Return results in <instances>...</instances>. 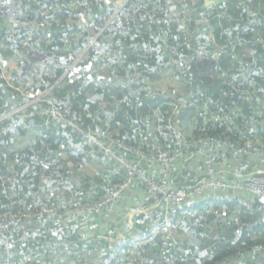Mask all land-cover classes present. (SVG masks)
Here are the masks:
<instances>
[{"label":"trees","instance_id":"16d2710c","mask_svg":"<svg viewBox=\"0 0 264 264\" xmlns=\"http://www.w3.org/2000/svg\"><path fill=\"white\" fill-rule=\"evenodd\" d=\"M118 1L121 0H0V217L11 216L18 221L0 231V264H54L56 258L62 262L66 256L85 257L81 264H98L116 250L115 241L107 237L92 239L90 246L81 240V234L75 232L91 223L63 224L70 199L83 206L93 203L108 185L119 182L110 170L103 177L95 173L92 163L109 166L115 164L114 159L86 142L87 138L68 122L90 132L94 112L99 108L109 111L104 104L107 98L138 84L163 61L173 63L178 72L193 79L177 111L167 110L143 126L141 132L125 135L103 130L100 142L117 138L154 152L172 146L176 138L213 135L241 144L236 147L238 155L247 150L261 153L255 138H262L264 144V126L255 124L264 122V99L258 94L242 98L235 88L246 92L248 80L264 87V0L209 4L206 0H186V25L177 19L182 0H130L129 5H148L143 11L145 19L120 11L129 23L122 25L114 17L104 26L105 19L118 10ZM200 18H206V22H198ZM200 41L206 50L221 52L220 58L199 55L195 46ZM144 48L146 51H142ZM174 49L178 54L174 55ZM59 56L80 57L70 77L68 65L61 64ZM4 61L14 64L15 69L5 67ZM136 72L141 77L135 76ZM29 93L43 97L34 99ZM54 111L63 117L62 121L53 117ZM170 123L180 128L184 123L185 127L175 133ZM186 123L194 126L190 134ZM152 129L159 138L157 147L152 142ZM169 136L172 142L166 144ZM22 137L29 140L28 144L16 148ZM114 149L121 153L116 146ZM229 150L233 148L225 150L227 156ZM90 151L98 157H87ZM78 163L80 168H73ZM220 176L227 182L246 180L230 174ZM208 202L210 205L202 209H179L173 223V229L178 228L176 233H159L153 242L137 246L135 253L139 251V255L121 254L113 264H192L191 256L211 251L182 242L187 237V242H192L194 236L220 238L212 249L215 255L207 257L206 264H218L229 256L252 250L253 245L264 244L259 240L262 242L237 245L239 225L230 221L231 214L221 211L222 215H218L216 211L225 206L237 208L239 213L244 209L239 204ZM150 215L153 220V212ZM139 216L143 215L136 219ZM59 226L60 241L54 235L57 232H49ZM261 228L264 227L254 225L243 230ZM126 236L133 235L123 237ZM227 239L225 243L221 241ZM196 243L209 246L208 242ZM64 250L67 253L61 256ZM181 250L187 252L179 258Z\"/></svg>","mask_w":264,"mask_h":264},{"label":"built area","instance_id":"2783aa9c","mask_svg":"<svg viewBox=\"0 0 264 264\" xmlns=\"http://www.w3.org/2000/svg\"><path fill=\"white\" fill-rule=\"evenodd\" d=\"M130 0L118 1L120 6L117 11L114 12L108 19L103 22L104 26H107L111 21L110 19L116 17L120 24L124 25L129 23V19L120 15V11H124L126 15L138 16L141 20L145 19L143 11L148 8L147 4H141L139 7L134 3L129 5ZM186 0H182L181 9L178 14V21L181 24L186 25ZM206 22V18L199 19L198 22ZM142 27V26H141ZM103 30V27H100ZM202 35V33H200ZM186 45L190 47L189 38L186 36ZM94 43L91 42V45ZM195 51L206 59H218L220 58L221 52H210L206 50V45L200 41L195 46ZM146 51V49H142ZM174 55L178 54L177 51L173 50ZM80 57L75 59L69 58V56H59L58 61L61 64L68 65V77L71 73H75L74 68L75 62L79 61ZM178 64V60H177ZM180 64V63H179ZM181 67V66H180ZM135 76L141 77L140 72H136ZM247 85L249 89L246 92H242L240 88L235 90L240 94L242 98H248L252 95H263L264 87L259 86L248 80ZM32 95L31 93L28 94ZM34 99L43 97L41 95H32ZM53 117L57 120L62 121L58 112H53ZM69 125L73 126L79 133H81L87 140H90L93 144L97 145L104 151L110 158L114 159L115 164L114 173L120 178L116 184L108 185L104 191L105 193L101 198L95 202L80 205L77 200L70 199V208L64 213V221L66 224H80L90 222L94 217L100 216L105 220L112 219L115 208L124 200L127 192L131 189H136L139 183L145 186L146 194L151 199V202L146 203L148 208L153 209V220L155 223V229L151 233H145L135 237H123V240L116 242V250L112 251L110 255L100 261L98 264H113L117 261L119 255L131 253L133 255H139V251L135 253L137 246L153 242L154 236L161 233L162 230L169 228L177 219V211L181 207L189 209L195 208L200 205L201 201L198 199L204 192L215 193V199L218 201L239 204L242 208L250 210L252 207L251 198H245L240 200L235 194L238 191H246L252 194L253 198H256L261 206H264V170L251 172L247 175V180H239L235 183L225 181L220 174V167L225 166L229 162V157L225 154V150L236 147H240L241 144L236 145L235 141L227 138L217 137L213 135L201 136L198 138H178L175 143L167 148H159L154 152H148L140 147L128 145L121 139L109 138L105 143L100 142L99 137L102 135L101 132L95 135L83 130L80 125L73 122H68ZM117 147L120 152H117L114 147ZM81 151V148H77ZM245 149V148H241ZM246 150V149H245ZM124 152V154H122ZM190 152L196 153L200 158L204 160L206 173L202 180L197 184L194 189L187 187H177L173 183V172L177 169L180 161L185 159L187 154ZM249 152L248 150L246 151ZM89 158H97V153L90 151L87 153ZM218 195V196H217ZM217 197V199H216ZM150 205V206H149ZM143 212H146L145 208H142ZM66 215H70L66 219ZM71 222V223H68ZM18 221L15 218L0 217V231L9 229L12 225ZM255 225L264 226V211L255 221ZM257 249H264V244L255 246ZM234 257L229 256L222 260L218 264H228L233 260ZM31 259V258H30ZM29 259V260H30ZM8 264H23L17 261H11Z\"/></svg>","mask_w":264,"mask_h":264},{"label":"crops","instance_id":"0c3cea01","mask_svg":"<svg viewBox=\"0 0 264 264\" xmlns=\"http://www.w3.org/2000/svg\"><path fill=\"white\" fill-rule=\"evenodd\" d=\"M204 2L201 4L202 8L205 7ZM87 77L92 78V76H90L89 74ZM192 84H193V79L191 77L178 72L175 69L173 63H170L168 61H163L159 63V65L155 69L153 68L150 71H148L139 80L138 84L126 86L125 88L121 89L117 93L112 94L109 98H107L104 101V104H106V106L109 108V111H106L104 108H99L97 111L94 112V115L91 119L90 132L95 135H98L103 130L111 131V132L113 131L117 133L122 132L125 135H129L134 132H141L142 127L145 126L147 123L151 122V120L154 121L153 119L157 117H161L167 110L171 108H174V110H176L178 104H180L186 99V96L190 91ZM260 98L264 99V94L260 95ZM261 106L264 108V102L261 104ZM157 124L160 125V122L158 121ZM170 124L172 125V131L175 133L180 131L182 127H185L184 123L181 124V128L178 125H174L172 123ZM189 125L192 126V128H194L193 124L187 125L186 123V132L188 131ZM255 125L261 126L262 122L258 121V123ZM152 130H153V135L151 138L153 139L154 147H157L155 146L157 144L156 142H158L159 139L157 138L158 137V135L156 134L157 131L155 129ZM190 133L191 131L190 132L188 131V134ZM88 141L90 140H87L86 142ZM255 141L257 142V144L255 145H258L259 148H262L261 153L255 154L249 150L248 153L238 155V152L235 149H233L232 152L231 150H229V154H228L229 162L225 166L220 167V171H222L221 174L222 175L230 174L233 176H237L238 178L244 177L247 180L248 173L254 171L251 168L254 167L264 170L263 140L262 138L259 137V139L255 138ZM170 142H172V136L168 137V139L166 140V144ZM203 161L204 160L194 152H190L189 154H187L185 159H183L180 162L176 171L173 172V183L177 187L183 186L189 189H194L197 186V184L202 180V178L205 176L206 173V169L204 167L205 163ZM200 162H203L204 164L203 163L199 164ZM90 166L93 168V170L97 175L99 174L102 177L105 175L104 173L109 171V169H106L107 166L99 162L92 163ZM249 169H251L252 171H249ZM239 171L240 173L245 171L248 172H246V174L245 173L240 174ZM175 178L178 180L174 181L176 180ZM237 181L239 180H233L232 182L231 181L229 182L235 183ZM145 192H146L145 186L142 183H140L137 190V195H140L141 198L146 199L147 195ZM235 194H237L240 200L250 197L252 204L251 209L246 210L243 208L244 211L239 213L237 208H231L230 206H225L223 207L222 210H217L216 212L218 213V215H222L221 211L227 213V215L231 214L230 217L228 216L230 218V221L231 222L234 221L236 225H239V228L237 229L235 235L236 239L234 238L237 245L244 246V245L252 244L253 242L259 240H264V228L258 230L253 229L249 232L247 229L243 230L245 226L248 227L255 225V220L264 211V206H261L258 203L257 199L253 198L252 194H250L249 192L241 190L236 192ZM214 195L216 194L210 193L208 191L204 192L202 196L200 195L201 197L200 196L198 197L201 203L200 206L197 207L198 208L200 207V209H202L203 207H207L208 204L210 205L208 201L214 200L215 199ZM204 196H206L208 199L205 200L207 201V203H204L205 201H202V197ZM131 199L132 200H130V202L133 203L134 197H132ZM214 201H218V200H214ZM218 202H222V201H218ZM180 209H182L183 211L190 210L189 208L186 207H181ZM130 212L131 211H129V209H122L123 215L126 214L128 215V213ZM232 215L234 218L232 217ZM132 221L129 220L130 224L129 226H127L126 219L123 221L117 220L115 221V223L117 222V224H113L112 225L113 229L111 228L108 233L115 232L116 234L119 235L120 233L122 234L129 233L131 236L132 233L141 234L142 232L140 230H143L145 233H151L156 227L150 214L143 215L142 217L139 216L137 219L135 218L133 222ZM90 226L91 225L83 226L82 227L83 230L81 232H79L78 231L79 229H77L75 233H80L81 236L82 235L85 236V239H88L89 241L91 239H96V238L99 239L106 238L105 234L107 233L105 232L108 231L106 227L104 226L103 228L98 227L96 230L91 231ZM58 228H59L58 230L52 229V231L49 232H53V231L57 232V234L54 235H57L58 241H60L62 236V230L60 226ZM173 230L174 229L172 225L171 227L166 228L163 231V233L171 236ZM208 238L209 237L207 236H196V238L194 236L192 242H187L188 237L182 240L183 243L191 244L193 248L195 246L199 248L202 247L203 250L211 249L210 252L204 251L202 253L200 251L198 252V255L194 254L193 256H191V259L193 261L192 264H206L207 257H211L212 255H215L214 252H212V249L214 248V244L216 243V240H220V238L215 240ZM197 241H201L202 243L208 242L209 246L206 247V245L203 244L199 245V243H196ZM221 241L225 243L226 241H228V239ZM182 242H179L181 249H183L184 246ZM61 244H64V241H62ZM255 246L258 245H253L251 248L252 250L250 251L248 250L242 255L235 256L233 260L228 264H264V249H257ZM186 252L187 250H183V251L181 250V255L179 258H181L183 254ZM58 258L55 259L54 264H64L63 261L60 262Z\"/></svg>","mask_w":264,"mask_h":264},{"label":"rangeland","instance_id":"374dc122","mask_svg":"<svg viewBox=\"0 0 264 264\" xmlns=\"http://www.w3.org/2000/svg\"><path fill=\"white\" fill-rule=\"evenodd\" d=\"M83 22H85L86 20H82ZM12 52H14V50H12ZM1 61H3L2 59H1ZM6 62V63H5ZM4 63H5V67H8V68H14L15 69V65L14 64H12V63H10V62H8V61H4ZM78 62H75V64H77ZM89 69V68H88ZM72 70L74 71H76L77 70V68H76V65H74V68H72ZM7 76V78H8V80H10V77H9V75L7 74L6 75ZM29 97H33L32 95H29ZM264 109V108H263ZM264 119V118H263ZM262 126H264V122H263V124H262ZM192 130H193V128H192V126H190L189 125V128H188V131L190 132H192ZM179 132V131H178ZM94 136H92V137H94V139H96V137H95V134H93ZM177 140V138L175 139V141ZM28 139H25V138H19V143H17L16 144V148H18V147H20V148H22L23 146L25 147L27 144H28ZM152 142H153V139H152ZM204 162V161H203ZM203 162H200L199 164H202ZM72 165H70V166H74L73 165V163H71ZM204 164V163H203ZM237 164V163H236ZM76 167L77 168H80V163H78V164H75V167H73V168H75L76 169ZM204 167H205V165H204ZM106 169H109L110 171H112L113 173H114V170L116 169V167H114V165H109V166H107L106 167ZM220 169V168H219ZM176 171V170H175ZM118 179L120 180V178L118 177ZM138 187H139V184H138ZM138 187L136 188V190L134 191V192H131L130 194L129 193H127L126 194V196H125V198H124V200L117 206V208H115V210H114V214H113V216H112V219H110V221H107V220H105V219H103V218H101L100 216H96V217H94L90 222H88V223H91L90 225V228H91V231H94V230H96L98 227H101V228H103V226L104 227H106L107 228V230L108 231H106L105 233H107V234H105V236L107 237V239H109L110 241H116V242H119L120 240H123V236H124V234H122V233H120V235L119 234H116L115 232H110V233H108L109 232V230L112 228V225L113 224H117V222L115 223V221H117V220H120V221H123V220H125L126 219V221H127V226H129V220L130 221H134L135 220V218L137 217V215H144V214H150V213H152L154 210V208L153 209H150V208H148V206H146L147 204L146 203H149L148 201L150 200V202H151V199L148 197V195H147V200H145L144 198H141V196L140 195H137V190H138ZM107 189H104L103 190V193L101 194V196L105 193L104 191H106ZM146 193V192H145ZM95 194V193H94ZM101 196H100V198H101ZM130 196V197H129ZM202 196V195H201ZM200 196V197H201ZM132 197H134V202L133 203H131L130 202V200H132L131 198ZM127 199V200H126ZM205 200H208L207 199V197L206 196H204V197H202V201H205ZM129 201V202H128ZM203 204V203H202ZM150 206V205H149ZM200 206V205H199ZM142 208H145L146 209V212H143L142 211ZM200 208V207H199ZM122 209H129V211H131L130 213H128V215L126 214V215H123L122 214ZM70 217V215H66V219L67 218H69ZM132 221V222H133ZM68 223H71V222H69L68 221ZM95 223V224H94ZM64 225H67L66 223H63ZM94 224V225H93ZM113 229V228H112ZM175 229V228H174ZM177 229L178 228H176L175 230H173V232H172V234L173 233H176L177 232ZM143 234H144V231L143 230H140ZM163 231L164 230H162V232L161 233H163ZM51 234H54V233H52V232H50ZM142 233L141 234H136V233H132V235L133 236H131V237H135V236H139V235H142ZM59 234V233H58ZM116 234V235H115ZM82 241L87 245V246H90V242H93L94 240H92L91 239V241H89L88 239H85V236H83L82 235ZM62 253V252H61ZM67 253V250H64V252H63V254H61V256H65V254ZM95 255H96V253L95 252H93ZM100 253L101 252H99V254H97L98 256H100ZM95 255H92V256H95ZM102 256V255H101ZM72 256H70V257H68V256H66L65 257V259L66 260H62L63 262H65L66 264H81L82 263V261L83 260H85L84 258L85 257H72ZM86 257H88V258H91V255H86ZM100 258V257H99Z\"/></svg>","mask_w":264,"mask_h":264},{"label":"water","instance_id":"95a60500","mask_svg":"<svg viewBox=\"0 0 264 264\" xmlns=\"http://www.w3.org/2000/svg\"><path fill=\"white\" fill-rule=\"evenodd\" d=\"M223 0H206V3L209 4V3H219Z\"/></svg>","mask_w":264,"mask_h":264}]
</instances>
